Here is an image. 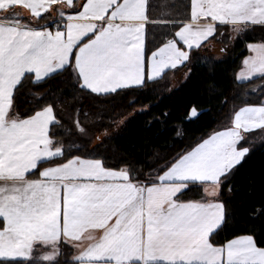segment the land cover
Listing matches in <instances>:
<instances>
[{
    "label": "snow or ice",
    "instance_id": "1",
    "mask_svg": "<svg viewBox=\"0 0 264 264\" xmlns=\"http://www.w3.org/2000/svg\"><path fill=\"white\" fill-rule=\"evenodd\" d=\"M151 7L149 0H0V264H264V204L251 227L238 228L224 198L253 137L264 139V101L234 110L194 146L158 154L148 172L135 158L108 163L97 151L101 137L86 154L54 139L65 125L62 104L43 102L50 81L114 101L152 91L169 70L189 65L218 27L237 36L264 31V0H190L172 18H151ZM150 24L161 29L157 43L148 39ZM246 49L236 80L264 78V40ZM25 81L36 99L21 110ZM190 115L198 117L195 107ZM75 129L88 134L79 121ZM193 188L198 198L186 199ZM66 247L76 254L62 261Z\"/></svg>",
    "mask_w": 264,
    "mask_h": 264
},
{
    "label": "trees",
    "instance_id": "2",
    "mask_svg": "<svg viewBox=\"0 0 264 264\" xmlns=\"http://www.w3.org/2000/svg\"><path fill=\"white\" fill-rule=\"evenodd\" d=\"M149 2L152 5L149 14L153 19L182 15L184 5L190 4V0ZM187 11L190 13V8ZM20 15L24 16L21 12ZM46 21L48 18L41 23ZM148 29L150 41L157 43L162 39L160 28L150 24ZM262 40L264 31L259 27L239 36L228 26L218 27L214 37L198 49H193L194 55L189 65L168 71L152 91L132 92L114 101L74 93L61 78H56L41 89L47 93L43 102L51 100L63 106L62 111L60 108L57 111L65 126L56 129L54 139L64 140L66 146L71 140L70 147L74 152L79 150L77 154H86L99 143L97 137H101L103 143L97 151L109 158L108 163L116 164L124 157L135 158L137 168L151 171L155 167L153 159L158 154L171 156L189 145L194 146L205 133L226 122L234 110L246 105H259L264 100V78L247 82H237L235 79L242 60L248 54L246 44ZM213 46L220 48L218 57L213 53ZM182 71L186 72L185 78L172 82L171 78ZM36 91L30 81L24 82L18 98L21 110L34 106L36 97L33 93ZM194 107L197 111H205L194 120H187ZM165 112L168 114L166 117L162 115ZM72 117L87 130V136L79 135L72 124ZM124 118H127V122L116 129L115 126ZM113 120L117 123H112ZM68 129L75 134L68 137ZM185 198H198L197 190L193 188ZM224 198L231 201V207L235 210L236 226L251 227L253 210L264 204V142L255 144L252 154L237 174L233 191L229 192L226 188ZM63 253L60 257L62 261L70 260L73 255L72 249L67 247Z\"/></svg>",
    "mask_w": 264,
    "mask_h": 264
},
{
    "label": "crops",
    "instance_id": "3",
    "mask_svg": "<svg viewBox=\"0 0 264 264\" xmlns=\"http://www.w3.org/2000/svg\"><path fill=\"white\" fill-rule=\"evenodd\" d=\"M20 12L24 15V16H27V13L23 10V9H20ZM190 14V13H189ZM51 21V17H48V21H46V22H50ZM46 22H44V23H46ZM44 23H41V24H44ZM55 29V25H53V30ZM210 39V38H209ZM208 39V40H209ZM206 41H203L202 43H201V45L203 44V43H205ZM248 55H250V53H248L247 55H246V57L248 56ZM219 56V55H218ZM245 58V57H244ZM181 68V67H180ZM243 69V60H242V64H241V67L238 69V71L236 72V74H235V79H236V76H237V74L241 71ZM169 71H171V70H169ZM185 76H186V72L184 71H182V72H180V74H178L177 76H174V77H172L171 78V80H172V82H177V81H179V80H183L184 78H185ZM259 76H257V77H255V78H258ZM255 78H253V79H255ZM252 80V79H251ZM237 81V80H236ZM250 81V80H249ZM238 82V81H237ZM243 82H247V81H243ZM264 101V100H263ZM253 141H254V144H257V143H261V142H264V139H261L260 137H259V135L257 134V135H255L254 137H253ZM46 166H54V164H50V165H46ZM72 251H73V255H75L76 254V250L75 249H72ZM72 255V256H73Z\"/></svg>",
    "mask_w": 264,
    "mask_h": 264
},
{
    "label": "rangeland",
    "instance_id": "4",
    "mask_svg": "<svg viewBox=\"0 0 264 264\" xmlns=\"http://www.w3.org/2000/svg\"><path fill=\"white\" fill-rule=\"evenodd\" d=\"M214 48H213V53L218 57V55L220 54V48L219 47H217V46H213ZM128 118V117H127ZM127 118H124V119H122V120H125V119H127ZM122 120H120V121H122ZM76 122H77V119L75 118V117H72V124H73V126L75 127V124H76ZM122 124L121 123H119L118 122V124H117V126H115L116 127V129L118 128V127H120ZM106 134V133H105Z\"/></svg>",
    "mask_w": 264,
    "mask_h": 264
},
{
    "label": "water",
    "instance_id": "5",
    "mask_svg": "<svg viewBox=\"0 0 264 264\" xmlns=\"http://www.w3.org/2000/svg\"><path fill=\"white\" fill-rule=\"evenodd\" d=\"M191 110H192V108H191ZM191 110H190V112H189V114H188V117H187V120H194L195 118H197V117H191V115H190V113H191ZM205 110H201V111H197L198 112V114L200 115L202 112H204ZM198 115V116H199Z\"/></svg>",
    "mask_w": 264,
    "mask_h": 264
}]
</instances>
